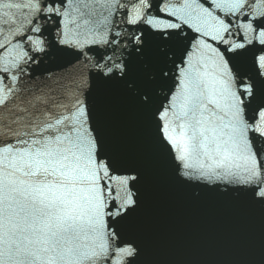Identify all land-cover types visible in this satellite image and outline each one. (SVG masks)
<instances>
[{
    "label": "snow or ice",
    "instance_id": "6c2138e0",
    "mask_svg": "<svg viewBox=\"0 0 264 264\" xmlns=\"http://www.w3.org/2000/svg\"><path fill=\"white\" fill-rule=\"evenodd\" d=\"M145 127L194 200L264 210V0H0V264H154Z\"/></svg>",
    "mask_w": 264,
    "mask_h": 264
},
{
    "label": "water",
    "instance_id": "95a60500",
    "mask_svg": "<svg viewBox=\"0 0 264 264\" xmlns=\"http://www.w3.org/2000/svg\"><path fill=\"white\" fill-rule=\"evenodd\" d=\"M109 141L121 142L113 128ZM138 154H152L155 164L145 185V206L134 231L154 264H264V210L238 205L176 184L166 157L152 150L148 130L136 143ZM143 264V261H142Z\"/></svg>",
    "mask_w": 264,
    "mask_h": 264
}]
</instances>
